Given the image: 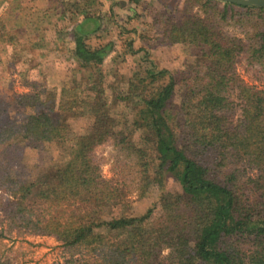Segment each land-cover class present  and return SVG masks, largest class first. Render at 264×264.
Wrapping results in <instances>:
<instances>
[{
    "label": "trees",
    "instance_id": "obj_1",
    "mask_svg": "<svg viewBox=\"0 0 264 264\" xmlns=\"http://www.w3.org/2000/svg\"><path fill=\"white\" fill-rule=\"evenodd\" d=\"M189 3L237 24L264 18V7ZM182 10L179 21L156 14L152 24L161 25L158 46L194 47L195 61L180 71L145 68L129 81L116 73L110 84L103 68L112 44L91 47L80 30L73 44L60 41L87 75L71 87L0 100V213L9 233L56 238L63 264H264V90L247 86L236 68L245 55L264 72V30L246 45L218 30L211 12ZM85 11L90 29L96 17ZM127 46L133 57L149 54L134 50V40ZM80 121L87 126L78 134ZM109 142L129 162L120 168L136 169L140 198L161 190L141 216L129 215L128 191L95 158ZM51 145L65 161L22 177L25 150ZM170 181L180 190L168 191ZM0 264H12L1 251Z\"/></svg>",
    "mask_w": 264,
    "mask_h": 264
},
{
    "label": "rangeland",
    "instance_id": "obj_2",
    "mask_svg": "<svg viewBox=\"0 0 264 264\" xmlns=\"http://www.w3.org/2000/svg\"><path fill=\"white\" fill-rule=\"evenodd\" d=\"M27 1L29 0H0V100L8 101L13 95L44 94L43 92L48 90L71 87L72 78L79 80L83 73L87 75L85 71L80 70L79 64L67 51L68 45L64 42L73 44L74 31L81 30L91 47L100 48L112 44L108 47L109 53L103 68L111 84L116 73L124 75L129 81L145 68L158 71L165 69L174 73L182 70L185 64L195 61V56L192 55L193 46L157 45L155 33L161 25H152L156 14L167 16L172 13L179 21L184 12L182 6H185L189 15L199 14L205 17L203 10H207L214 14V24L218 30L228 36H237L246 45L249 43L248 37L256 30H264V18L251 21L246 18L242 24H237L239 19L223 21L221 10L205 9L201 5L189 3L196 0H79L80 3L77 0H50L54 12L46 19L42 16L33 17L32 14H40L41 10L38 8V11H32L31 14ZM185 1L188 3H184ZM37 3L41 5V1ZM73 10L77 12L76 16L73 15L75 19L67 14ZM85 10H89L96 17V22L89 21L90 29H79L81 24H78L84 20ZM17 16L18 18H15ZM96 24L99 30L91 32ZM64 29H67L68 36L59 35L61 39H58L59 32ZM132 40L134 50L145 48L149 54L146 56L141 51L133 57L127 46ZM140 58L145 61L140 62ZM236 68L247 86L264 90V72L258 66H251L245 55L240 56ZM121 87H125V84ZM232 93L235 94L234 91ZM107 94L113 95V92L108 90ZM236 112L233 117L235 120L240 114L239 110ZM81 122L75 126L78 134L87 126L86 122ZM95 158L107 180H114L125 186L131 206L130 216L145 214L159 200L161 190L158 187H152L144 198L139 197L136 169H131V165L124 171L120 168L128 160L113 142L96 148ZM51 160L58 164L65 161V155L56 145H51L49 150L42 153L26 149L23 162L16 170L22 177L29 178L37 175ZM42 163L45 164L42 166ZM167 190H180V186L170 181ZM7 228V223L0 213V231L4 230L6 234L5 240L0 241V251L11 259L12 264L64 263L66 253L56 238L26 234L19 230L9 233Z\"/></svg>",
    "mask_w": 264,
    "mask_h": 264
},
{
    "label": "crops",
    "instance_id": "obj_3",
    "mask_svg": "<svg viewBox=\"0 0 264 264\" xmlns=\"http://www.w3.org/2000/svg\"><path fill=\"white\" fill-rule=\"evenodd\" d=\"M21 1H24V0H21ZM39 1H41V5L40 6L38 5L39 3H37ZM77 1H78V3H80L79 0H77ZM27 2H29V4H30L28 6L29 7L28 9L31 12V14H32V11H35V12L38 11V8L41 10L39 12L40 14H37V15L32 14L33 17H35V16H42L44 19H46L47 16H52L51 14H53V12H54V9H52V7H51V1L50 0H29ZM80 6H82V5L80 4ZM32 7H33V10H32ZM76 13H77L76 10H73L72 12H67L68 15L70 14V15H74V16H76ZM18 16L15 17V18H18ZM80 24L81 25L84 24V26H79V28H82V27L84 28L86 22L83 20V21H81V23L79 22L78 25H80ZM87 24H89V22Z\"/></svg>",
    "mask_w": 264,
    "mask_h": 264
},
{
    "label": "water",
    "instance_id": "obj_4",
    "mask_svg": "<svg viewBox=\"0 0 264 264\" xmlns=\"http://www.w3.org/2000/svg\"><path fill=\"white\" fill-rule=\"evenodd\" d=\"M245 7H264V0H216Z\"/></svg>",
    "mask_w": 264,
    "mask_h": 264
}]
</instances>
